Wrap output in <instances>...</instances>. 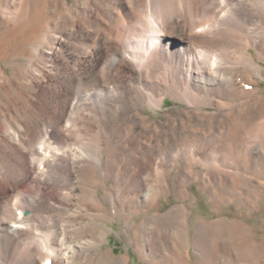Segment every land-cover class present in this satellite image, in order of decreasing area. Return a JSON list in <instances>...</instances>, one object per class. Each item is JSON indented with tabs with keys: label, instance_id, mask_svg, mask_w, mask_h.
<instances>
[{
	"label": "bare ground",
	"instance_id": "6f19581e",
	"mask_svg": "<svg viewBox=\"0 0 264 264\" xmlns=\"http://www.w3.org/2000/svg\"><path fill=\"white\" fill-rule=\"evenodd\" d=\"M258 7L0 0V264H130V248L192 264L190 246L194 264L258 260L264 240L244 221L264 204ZM25 85L34 99L14 95ZM168 95L182 105L145 114ZM192 187L235 217L199 218L191 236ZM167 194L181 203L162 207ZM112 230L121 254L104 245Z\"/></svg>",
	"mask_w": 264,
	"mask_h": 264
},
{
	"label": "rangeland",
	"instance_id": "374dc122",
	"mask_svg": "<svg viewBox=\"0 0 264 264\" xmlns=\"http://www.w3.org/2000/svg\"><path fill=\"white\" fill-rule=\"evenodd\" d=\"M244 1V4L246 6V9L251 11V7L253 8H259L261 11H263V9H261L260 5L263 4V0H243ZM258 5V6H252V5ZM38 16L37 17L38 19L40 18V22L42 23V21H46V15L47 12L44 8H39L38 10ZM252 12V11H251ZM44 15V16H43ZM43 17V19H42ZM48 17V16H47ZM249 26H256V23L250 25L249 24V21L245 23V25L243 26V29L244 30V33L245 34H249L250 33V27ZM3 31H2V30ZM9 31H6L4 30V28H2L0 26V44H2V42H4V39L7 38V35L6 34H9L7 33ZM5 36V38H4ZM42 40H44L43 38H41ZM256 52V49L254 47L251 48V53L256 56L255 54ZM255 60H259L258 57L255 58ZM264 65V63L262 64ZM248 79L251 80V82L253 81L252 80V77L248 76ZM259 88L262 90V93H264V80L263 79H260V83H259ZM19 90H16L14 92V95L17 93H20V95H22V92L23 93V96H26L28 97L29 99H31V93L34 92V89L29 87V86H23V90L22 91H19ZM33 98V97H32ZM34 99V98H33ZM182 104L181 103H178V101H176L175 99H173L172 97H170L169 95L165 97V100L163 101L162 103V106L160 108H153V107H150V106H147V109H146V115L150 116L151 119H156V118H164L165 115L164 114H167L166 111L167 110H175V108H179ZM84 143L82 140H78L76 142V145H80ZM75 145V147H76ZM195 191H196V195L198 197H196L195 200H191L190 202V208H192V211H193V215H192V219L190 220L191 221V227H190V235L192 236L191 233H194V227L196 226V221L200 218L202 219H205V220H214L220 216H226L228 218H234V211L233 209H235V207L233 206H229L227 207L226 209H223L221 212H217L215 211V209H213V205L211 203V201L209 200L208 196H206L207 194L204 193V192H198L195 187H192ZM181 203V200H178L176 199V197L172 194H167L166 197H163L162 198V207H166V209L172 205H176V204H179ZM153 209V207H152ZM255 212L252 213L249 217H247L246 219H244L245 222H247V224L251 225L253 227V231L255 232L254 235L252 237H256L254 238L255 240H257V243H259L260 241H263L264 240V204L261 208V210L256 209L254 210ZM142 215L140 214L139 216H137L135 219V221H138V218H140ZM108 226H112L114 229H117V227L111 223H107ZM113 229V230H114ZM109 234L108 236V240H107V243H105V247H111L112 246V249L115 253L117 254H121L122 252L125 251L124 249V241H123V236L121 235H118L115 231H113ZM246 240V238H245ZM189 250H190V254H191V258H190V262H192V264H194V260L196 259L195 258V253L193 251V248L192 246L189 247ZM129 253H130V264H149V263H144L142 261H139L138 259V254L132 250L131 248L129 249ZM165 255H169L168 252L165 253ZM262 256L253 262V260L251 258H248L250 257L249 255L245 254V255H240L239 258H237V261L238 263H241V264H264V254H261ZM235 256V255H234Z\"/></svg>",
	"mask_w": 264,
	"mask_h": 264
}]
</instances>
